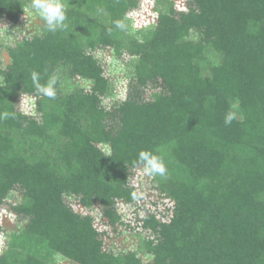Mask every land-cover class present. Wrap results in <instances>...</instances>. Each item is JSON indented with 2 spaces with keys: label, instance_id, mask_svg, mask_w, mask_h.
I'll list each match as a JSON object with an SVG mask.
<instances>
[{
  "label": "trees",
  "instance_id": "trees-1",
  "mask_svg": "<svg viewBox=\"0 0 264 264\" xmlns=\"http://www.w3.org/2000/svg\"><path fill=\"white\" fill-rule=\"evenodd\" d=\"M143 1L61 0L63 29L22 37L0 60V203L21 193L18 230L0 225V264H264V0H189L187 12L156 0L171 41L115 27ZM29 4L0 0L6 35ZM99 48L131 67L110 106ZM33 71L41 84L58 76L55 99L36 94ZM141 150L166 178L134 165ZM144 183L149 196L133 200Z\"/></svg>",
  "mask_w": 264,
  "mask_h": 264
},
{
  "label": "rangeland",
  "instance_id": "rangeland-1",
  "mask_svg": "<svg viewBox=\"0 0 264 264\" xmlns=\"http://www.w3.org/2000/svg\"><path fill=\"white\" fill-rule=\"evenodd\" d=\"M189 0H173L175 8L179 11L187 12L188 8L186 3ZM26 9L25 15L21 18V23L16 28H13L11 35H6L8 26L3 23H0V60L2 62V67L5 68L10 63V57L8 54V47L14 46L15 43L19 42L22 37H32L37 34H41L44 29H46L45 22L35 14L34 10H32L29 6ZM160 7L157 6L156 0H144L141 11L133 13L128 19L127 27L128 31L131 33H135L140 29H156L158 30L157 38L161 41H171V36L174 27V20L169 17H165L158 12ZM94 56L100 61L105 70V76L110 78L114 88V95L112 98L106 99L104 102L107 106H110L115 99H121L125 97L126 88L128 83V77L131 74V67L128 64L119 63L115 59V55L113 52H106L101 50L100 48L94 52ZM211 59L213 63L216 65H221L223 58L221 55H216V53L212 52ZM206 75H210V72L207 70L203 73ZM3 79L0 77V84L3 82ZM84 85H87L86 83ZM72 87H76V84L72 82L70 84ZM150 99V96H147ZM22 103L25 111H29L32 109V104L27 98H22ZM32 107V108H31ZM103 150L109 152L108 146H101ZM138 175V174H136ZM149 179V178H148ZM137 182V179L135 178ZM147 181V180H146ZM137 184V183H136ZM146 183L139 186V190L145 192L143 194L146 197ZM146 194V195H145ZM149 196V195H148ZM72 198H74L72 196ZM147 198V197H146ZM66 199V198H65ZM21 200V193L18 191H12L8 198L5 201L0 203V225L4 229L6 235H9L11 232L18 230L19 224L17 222V218L12 212L11 205L14 203H18ZM67 201H73L71 199H67ZM72 207L79 210L80 207L77 206L76 203H72ZM125 208V207H124ZM135 211V210H133ZM101 221L98 220V225ZM134 224H136L134 222ZM109 233L110 230H108ZM1 235V234H0ZM3 236V237H2ZM128 238L125 241V247L129 251H134L135 247L141 243L135 235H128ZM6 240V236L3 234L0 236V253L4 251L5 246L3 245V241ZM137 243V245H136ZM145 260L146 257H143ZM29 264H33L29 262ZM57 264H67L63 257H57Z\"/></svg>",
  "mask_w": 264,
  "mask_h": 264
},
{
  "label": "clouds",
  "instance_id": "clouds-1",
  "mask_svg": "<svg viewBox=\"0 0 264 264\" xmlns=\"http://www.w3.org/2000/svg\"><path fill=\"white\" fill-rule=\"evenodd\" d=\"M29 7L34 10L35 14L38 15L46 24V30L50 33L55 34L58 30L63 29L65 26L66 11L61 0H30ZM115 27L121 31L126 30V24L122 20L114 21ZM31 80L33 82L35 92L37 95L47 97L49 99H55L56 85L58 76L54 73L46 82V84L40 83L39 73L33 71L31 73ZM8 113L0 114V119H7ZM236 119V115L233 112L225 114L224 123L230 125L232 121ZM135 166L140 167L143 174L147 177H165L167 176L168 170L164 161L153 152L149 150L139 151L136 160L133 162ZM133 200L143 199V193L133 191L131 193Z\"/></svg>",
  "mask_w": 264,
  "mask_h": 264
}]
</instances>
